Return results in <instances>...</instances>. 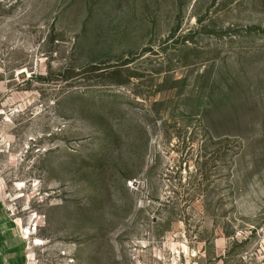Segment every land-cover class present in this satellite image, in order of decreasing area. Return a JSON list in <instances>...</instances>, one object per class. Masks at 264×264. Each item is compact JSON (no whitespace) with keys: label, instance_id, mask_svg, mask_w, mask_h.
I'll return each instance as SVG.
<instances>
[{"label":"rangeland","instance_id":"1","mask_svg":"<svg viewBox=\"0 0 264 264\" xmlns=\"http://www.w3.org/2000/svg\"><path fill=\"white\" fill-rule=\"evenodd\" d=\"M0 193L24 264H264V0H0Z\"/></svg>","mask_w":264,"mask_h":264},{"label":"crops","instance_id":"2","mask_svg":"<svg viewBox=\"0 0 264 264\" xmlns=\"http://www.w3.org/2000/svg\"><path fill=\"white\" fill-rule=\"evenodd\" d=\"M26 237L0 193V264H24Z\"/></svg>","mask_w":264,"mask_h":264},{"label":"bare ground","instance_id":"3","mask_svg":"<svg viewBox=\"0 0 264 264\" xmlns=\"http://www.w3.org/2000/svg\"><path fill=\"white\" fill-rule=\"evenodd\" d=\"M27 232H28V233H31V230H30V229H27Z\"/></svg>","mask_w":264,"mask_h":264}]
</instances>
